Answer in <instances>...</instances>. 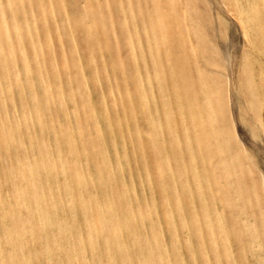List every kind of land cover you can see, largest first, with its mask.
<instances>
[{
  "label": "rangeland",
  "instance_id": "rangeland-1",
  "mask_svg": "<svg viewBox=\"0 0 264 264\" xmlns=\"http://www.w3.org/2000/svg\"><path fill=\"white\" fill-rule=\"evenodd\" d=\"M254 1L0 0V249L13 251L4 234L16 225L34 236L20 241L28 263L4 253L0 264H54L76 239L86 264H104L106 241L84 224L106 218L109 230L111 216L121 226L111 248L131 264H264V0ZM252 5L259 17L241 19ZM31 189L38 207L52 205L42 227Z\"/></svg>",
  "mask_w": 264,
  "mask_h": 264
},
{
  "label": "bare ground",
  "instance_id": "bare-ground-1",
  "mask_svg": "<svg viewBox=\"0 0 264 264\" xmlns=\"http://www.w3.org/2000/svg\"><path fill=\"white\" fill-rule=\"evenodd\" d=\"M6 1L9 2V3H12L13 2V0H6ZM245 13L246 14L247 13L250 14V16H251L250 18H252L253 21H254V19L256 17H259V15H258L259 14V11L257 9V5H252L247 10H244V9L243 10H240L238 12V15L242 19L243 18L242 15L245 16ZM246 23H247V20H246ZM76 24L81 25V29L83 30V33H84L83 37H84L85 41L88 42V40L92 36L90 26L83 25L82 20H80L79 23H76ZM92 24H93V21H92ZM244 25H245V23H244ZM2 27L4 28V25H2ZM13 30L15 32H17V30H18L15 25H13ZM4 140H5L4 135L1 133V135H0V141L1 142H4ZM41 163L43 164V162H41ZM35 168H36V166H34V168L30 171V174H29L30 177H33L34 176V174H35ZM76 174H77V172L76 171H73L72 177L74 175H76ZM76 184L79 186V188L81 187V183L77 182ZM68 192H70L69 188H68V190H67V188H65V194L68 193ZM13 195L15 196L16 202H17V204L15 205V210H16L17 213H20L21 212V207L20 206H23L24 205V198H23V195H22V192H21V188L20 187H17V188L14 187ZM30 195H31V200L33 201L34 207H35L34 210H33V212H32V214H36L34 216L36 218V222L40 225V227H42V225H45L48 222L47 221L48 219L45 220V218H44L45 215L43 213V211H44L43 209L46 208V207L47 208H50L52 205H48L47 204L42 209V208H40V207H38L36 205L37 204V191L35 189H31ZM78 196H79V198H81L78 201L80 203L79 206H82V207L85 208L88 204H85V199L82 196V190H78ZM71 201L72 200H68L67 201V204H69ZM109 202H112V201L106 200V202H103V203L107 205V203H109ZM5 217L7 218L8 216L6 215V213H3L1 215V218H0V224H3V220L5 219ZM132 217H133V214H129L126 217V219L124 220L125 221L124 224H126L127 221H132ZM105 219L106 218L99 219L93 225H91L89 223V221H86L85 224H84V226H85V230L87 232V235L90 232H95V233L98 232L99 234L101 233L100 238L102 237V239L104 240V242L106 241V243H105L106 246L103 247L104 250H105L104 253H103L104 254L103 255L104 256V261L106 262L104 264H112L115 261H118L121 264H131V261L129 260V256L127 255L126 251L121 252L120 249H119V251H114V249H112V248H119V243L117 241H118V239H120V235H121V232H120L121 226L119 225L120 223H118V222L115 221V217L114 216H111V217L108 218L109 219V222L111 224V228L109 230H105L104 229V227H105L104 220ZM4 222H5V220H4ZM42 230L43 229H41V231ZM61 230H64V229H61ZM28 231L29 230H27V227H25V223L20 224V225H16L12 229L10 228L9 230H7L5 232V234H4V237L10 239V241L8 242V244L10 246H12L13 251L5 252V251H3V250L0 249V258L3 257V254L4 253H7V259H8V261L13 262V260H20V261H23V262H27L28 263L29 260H30V258L32 256H31L30 253L29 254L28 253H24L22 251L21 246H20V241L23 238L25 239L27 236L28 237H30V236L34 237L33 234H32V231H30V234L28 233ZM129 233H131V232H129ZM59 236H60V233H59ZM132 237H133V240L131 241L132 242V245H134V244L141 245V243H142L141 238L135 237L134 234H133ZM5 241L7 242V240H5ZM108 241L114 242V243H110V245H108ZM52 242L53 243L51 244V247H52L51 249L54 250V251H57L58 250L57 241L53 240ZM75 242H76L75 251L70 249L71 252H69L68 255L64 256L63 259L58 260L54 264H86V259L84 258L83 254H82L83 251H82L81 240L80 239H76ZM89 245H90V251H91L92 258L93 259H97L98 258L97 260H99V251H97L96 249H94L92 243H89ZM43 246H44V244H43ZM47 250H49V248H47ZM146 253H148V250H147ZM178 258H180V257L178 256ZM3 260H5V259L3 258ZM137 260H138L137 261V264H148V261H146L145 259H143L141 257H138ZM55 261H56V259H55ZM46 263L47 264H51L52 262H51V260H48ZM176 263L179 264L178 259H177V262ZM180 263H181V261H180ZM96 264H101V263H96ZM154 264H164L163 260L160 259V255H159L158 261H155Z\"/></svg>",
  "mask_w": 264,
  "mask_h": 264
}]
</instances>
